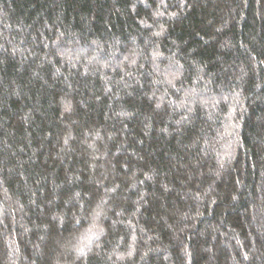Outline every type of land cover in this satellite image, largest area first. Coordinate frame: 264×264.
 Returning <instances> with one entry per match:
<instances>
[{"label": "trees", "instance_id": "1", "mask_svg": "<svg viewBox=\"0 0 264 264\" xmlns=\"http://www.w3.org/2000/svg\"><path fill=\"white\" fill-rule=\"evenodd\" d=\"M0 264H264V0H0Z\"/></svg>", "mask_w": 264, "mask_h": 264}, {"label": "snow or ice", "instance_id": "2", "mask_svg": "<svg viewBox=\"0 0 264 264\" xmlns=\"http://www.w3.org/2000/svg\"><path fill=\"white\" fill-rule=\"evenodd\" d=\"M85 239H88V240H90V239H91V237H90V236H86V237H85Z\"/></svg>", "mask_w": 264, "mask_h": 264}]
</instances>
